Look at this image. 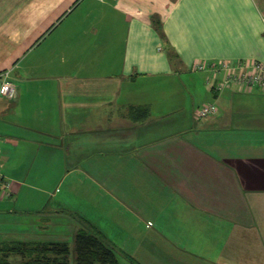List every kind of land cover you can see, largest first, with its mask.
Instances as JSON below:
<instances>
[{"label":"crops","instance_id":"0c3cea01","mask_svg":"<svg viewBox=\"0 0 264 264\" xmlns=\"http://www.w3.org/2000/svg\"><path fill=\"white\" fill-rule=\"evenodd\" d=\"M247 58L264 0H0V216L88 194L118 264H264V91L194 68Z\"/></svg>","mask_w":264,"mask_h":264},{"label":"rangeland","instance_id":"374dc122","mask_svg":"<svg viewBox=\"0 0 264 264\" xmlns=\"http://www.w3.org/2000/svg\"><path fill=\"white\" fill-rule=\"evenodd\" d=\"M63 190V189H62ZM88 194H57L53 196L52 201L57 199V202L62 207L68 209V213L54 216L50 212L42 215L30 216L20 219V222H15L16 218L1 217L0 216V242H8L10 240H41V241H65L68 243L70 250L73 247V235L81 227L85 226L77 215L70 213L76 212L82 215L86 213L90 218L87 220L94 224L98 222L96 219H101V215L92 212L91 202L84 197ZM54 204V203H53ZM83 214V215H84ZM82 215V216H83ZM32 222L33 225H27V221ZM100 223V222H99ZM35 225V226H34ZM90 230L89 227L85 226ZM103 232H108V224L106 220H102ZM91 231V230H90ZM107 236V234H106ZM51 256L50 258H52ZM69 264H74L72 261L73 253L68 254ZM23 258L18 255H12L5 263L0 264H23ZM35 262V261H34Z\"/></svg>","mask_w":264,"mask_h":264},{"label":"trees","instance_id":"16d2710c","mask_svg":"<svg viewBox=\"0 0 264 264\" xmlns=\"http://www.w3.org/2000/svg\"><path fill=\"white\" fill-rule=\"evenodd\" d=\"M71 250L74 264H118L112 246L85 226L74 233ZM71 250L65 241L10 240L0 242V262L18 255L23 258V264H69Z\"/></svg>","mask_w":264,"mask_h":264},{"label":"built area","instance_id":"2783aa9c","mask_svg":"<svg viewBox=\"0 0 264 264\" xmlns=\"http://www.w3.org/2000/svg\"><path fill=\"white\" fill-rule=\"evenodd\" d=\"M196 70H205L212 75L220 74V79L213 86L215 92L227 86L237 84L246 91H264V61L247 58L244 60H209L195 62ZM16 93L15 83L9 79V71L0 72V97L13 98ZM217 112V106L213 102L202 104L197 110V116L206 117ZM1 139V137H0ZM3 174L0 167V188L4 189L5 194L9 190L3 184Z\"/></svg>","mask_w":264,"mask_h":264}]
</instances>
